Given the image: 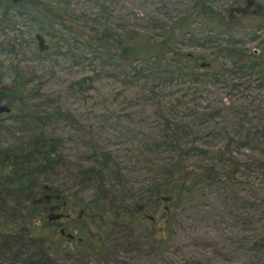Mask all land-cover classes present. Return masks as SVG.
<instances>
[{
    "label": "rangeland",
    "instance_id": "374dc122",
    "mask_svg": "<svg viewBox=\"0 0 264 264\" xmlns=\"http://www.w3.org/2000/svg\"><path fill=\"white\" fill-rule=\"evenodd\" d=\"M0 2V88L17 76L23 86L0 98L15 107L0 115V166L39 136L42 150L52 146L57 163L35 177L57 188L70 219L52 224L34 209L31 234L53 264H264V0H22L5 14ZM197 2L222 23L196 15ZM102 29L137 44L169 40L171 53L128 67L88 40ZM102 154L108 177L93 180ZM194 169L203 175L191 191L167 185ZM38 191L3 192L0 262ZM171 192L177 202L158 200ZM120 206L138 208L139 222L112 224ZM60 226L107 254L57 251L54 240L72 246Z\"/></svg>",
    "mask_w": 264,
    "mask_h": 264
},
{
    "label": "trees",
    "instance_id": "16d2710c",
    "mask_svg": "<svg viewBox=\"0 0 264 264\" xmlns=\"http://www.w3.org/2000/svg\"><path fill=\"white\" fill-rule=\"evenodd\" d=\"M3 2L1 4L3 5V14L7 13L10 9H13L14 6L20 4H11L9 0H3ZM196 5L197 6L195 14L201 17L206 23H222L220 16L214 13L210 7H208L202 2H197ZM189 22L190 21L188 17L183 18L182 24L180 26L176 25V27H174V31H176V33L182 32V30L187 29ZM219 25L220 24H218V26ZM84 36L86 37V33L84 34ZM88 40H90V42L92 41L93 43H95L96 48L104 52V54L106 55L111 54L110 52L114 51V54H111V58L116 62L127 65L128 67H130V64H134L137 61H147L149 62V64L154 65L163 61V59H166L167 54L171 53L170 50L166 48L170 44L169 40L163 41L161 43L159 42L157 44L151 43V45H149L145 41L137 44L135 42V38L133 36H130V32L124 34H121L120 32L118 34H110L109 31L105 29L95 30L94 34L89 35ZM172 62H175V59H172ZM175 67L177 68L178 66L176 65ZM209 67L210 64L208 68ZM20 80L21 78L17 76L13 85L14 88L12 87L11 89H7L6 91L5 88H0V98L3 94H9L11 96L18 94V96H21V93L23 92V86H21ZM12 100L15 99L13 98ZM6 106L10 108V112L11 109H15V107L13 106V102H7ZM41 140L42 137L40 136L38 138H35L33 142L29 144V147L27 148L26 152H24L23 154L14 155L11 159L6 160V165L3 164L2 166H0L1 205H4V201L1 196L3 195V192H5L8 188H12L18 193H23L25 195L30 194L33 191V188H41L42 185L38 184V182L36 181L35 173H42L43 170H49L54 162L55 164L57 163V159L54 158L55 153L52 146L49 144L46 149L42 150V148L45 147L41 144ZM97 158L100 159L102 168H99V172L91 173L93 180L108 177L106 176V170L104 166L107 160L106 155L102 154L99 155ZM94 162L98 164L97 159H94ZM202 175V173H199L194 169L189 172V175L185 174V176L181 179L170 178L169 180H167V185L178 186L179 191L189 192L194 187V185H196V180ZM154 189L156 190L155 187H153L152 190ZM54 192L58 194L57 190H55ZM172 193L173 192L168 193L166 197L161 196L159 199L162 201V199L164 198L167 200V202H170L171 199H174V202H177V200L179 199V192L173 194ZM33 195H35V193H33L29 198V205L23 208L24 213L22 217L24 223L26 221L29 223H25V230H16L15 228L14 234H10L8 236L5 235L6 239H4V242L2 241V248L5 249L4 252L7 253L8 257L4 261L0 262V264H53V262L50 261L49 257L45 255L42 251L40 247L41 245L37 244L36 241H34L35 239L31 234V232L33 231L32 218H34L37 214H34L33 210L36 209L37 211L35 212H38L39 209ZM97 208V201L89 202L88 209L91 210L90 217L93 218L96 216L97 218ZM139 211L140 210L138 208L132 209L131 206H120L119 210L113 213L114 216L112 224L120 223L122 225V223H124L127 225L130 224V226L134 225L139 222ZM165 211H168L167 208H165ZM148 217L149 216L146 217V220H149ZM10 230L11 229H8V231ZM23 232H25L24 235ZM145 232L147 234L146 236L152 243H155L156 245L163 244V239L161 237H155L152 230ZM52 233L53 231L49 232V238L52 237ZM124 241L129 242L128 239H125ZM9 243H11L12 247L15 248L14 251L11 250L12 247H8ZM53 243L55 244L54 247L57 251H61L64 254L72 256H87L92 254L101 257L105 256L108 251V248L103 243L97 245H86L83 240L79 241L78 243L68 242L69 244H72L70 248L65 247L58 240H54ZM133 243L134 242L130 241L131 252L134 251L137 247V245ZM1 252L3 251H0V253Z\"/></svg>",
    "mask_w": 264,
    "mask_h": 264
},
{
    "label": "flooded vegetation",
    "instance_id": "af4514ba",
    "mask_svg": "<svg viewBox=\"0 0 264 264\" xmlns=\"http://www.w3.org/2000/svg\"><path fill=\"white\" fill-rule=\"evenodd\" d=\"M44 186H47V189H44ZM57 190L56 187L51 188V185L48 186L46 184H43L41 187V191H38L36 193L35 197V202L37 203L38 206V212L39 213H45L46 212V217L49 220L50 223L55 224L56 222L60 221H67L70 219V214L69 212V207H68V202L64 199L61 198L60 193L56 194L54 191ZM58 191V190H57ZM47 197V198H46ZM159 201H161L159 199ZM62 210H66V212H63ZM80 218V214H78ZM150 221V220H149ZM152 222V220L150 221ZM58 227V225H57ZM61 231V232H60ZM58 234L61 238H64L65 240H68L69 243H78L81 241V239H74V237L70 234V238H66L65 235L66 233L65 229L60 226L58 229Z\"/></svg>",
    "mask_w": 264,
    "mask_h": 264
},
{
    "label": "water",
    "instance_id": "95a60500",
    "mask_svg": "<svg viewBox=\"0 0 264 264\" xmlns=\"http://www.w3.org/2000/svg\"><path fill=\"white\" fill-rule=\"evenodd\" d=\"M9 1L11 2V4H17V3H20L22 0H9ZM35 40H36V43H37V50L39 52H43V51H45L47 49V46L44 44V40H43V38L41 36L36 35L35 36ZM208 66H209V64H203V63H201L199 65L200 68H205V67H208ZM9 113H10V108L8 106L4 105V104H0V115H3V114L7 115ZM47 188H48L47 186H44V189H47ZM162 200L165 201L166 199L163 198ZM148 219L152 220L151 217H148ZM65 236H66V238H70L71 237L70 234H67Z\"/></svg>",
    "mask_w": 264,
    "mask_h": 264
}]
</instances>
